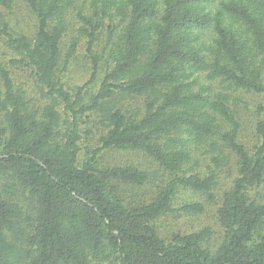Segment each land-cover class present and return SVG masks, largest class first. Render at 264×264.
<instances>
[{"label":"trees","instance_id":"trees-1","mask_svg":"<svg viewBox=\"0 0 264 264\" xmlns=\"http://www.w3.org/2000/svg\"><path fill=\"white\" fill-rule=\"evenodd\" d=\"M17 2L32 34L4 17ZM74 3L0 0V264H264V107L247 148L226 92L264 95V0H92L71 19ZM82 42L91 75L69 88ZM111 149L155 168L103 163ZM184 192L219 201L215 246L209 227L161 235V217L205 211Z\"/></svg>","mask_w":264,"mask_h":264},{"label":"rangeland","instance_id":"rangeland-1","mask_svg":"<svg viewBox=\"0 0 264 264\" xmlns=\"http://www.w3.org/2000/svg\"><path fill=\"white\" fill-rule=\"evenodd\" d=\"M92 0H75L72 9L69 11L68 18L73 19L76 16V9L79 7L84 11H91ZM5 19L10 23V26L15 30H20L32 34L35 28V19L28 10L27 6L22 2H17L14 7L9 11L3 12ZM91 71L89 61L86 58L84 43H80L74 56L69 60L64 67L61 64V78L65 85L73 88L82 85L90 78ZM102 73L96 76V79L89 85L91 90H95L100 83ZM16 79H20V75H15ZM21 79H23L21 77ZM201 82H209L205 79L204 75L200 77ZM27 86V81L23 80ZM212 86L215 89H220L222 86L213 82ZM226 92L230 95V104L234 103L233 107L236 110V119L239 122V131L237 139L243 143L247 148H251L257 143V136L255 134V127L258 120L262 116L260 111L264 107V95L261 93L246 91L244 89H227ZM96 139L87 142V145H94ZM203 147H200L196 154L199 157H204ZM103 163L111 165H134L146 171H152L155 166L152 161L146 157L141 151L137 150H124V149H111L103 151L100 156ZM236 176V169L231 162L228 166L218 170V186L215 191L217 197H220L222 192L231 186V182ZM143 198L148 194L146 190H141ZM254 193L256 198L264 202V184L255 189ZM202 200L205 204V211L198 215H180L178 213H171L165 215L158 220L159 231L162 236H166L175 231H194L203 227H209L212 230V242L215 246L219 241L222 234L221 226L216 217V209L219 201L217 198L208 201L205 196L192 195L191 193H179L174 200V204L178 206L187 200Z\"/></svg>","mask_w":264,"mask_h":264}]
</instances>
